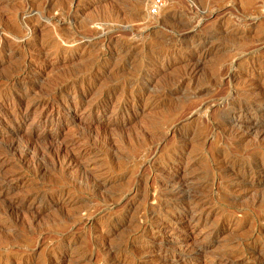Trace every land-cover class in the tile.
I'll return each instance as SVG.
<instances>
[{"label": "rangeland", "instance_id": "obj_1", "mask_svg": "<svg viewBox=\"0 0 264 264\" xmlns=\"http://www.w3.org/2000/svg\"><path fill=\"white\" fill-rule=\"evenodd\" d=\"M152 1L0 0V264H264V0Z\"/></svg>", "mask_w": 264, "mask_h": 264}, {"label": "built area", "instance_id": "obj_2", "mask_svg": "<svg viewBox=\"0 0 264 264\" xmlns=\"http://www.w3.org/2000/svg\"><path fill=\"white\" fill-rule=\"evenodd\" d=\"M161 4H162V0H153L149 7V13L150 14L157 13Z\"/></svg>", "mask_w": 264, "mask_h": 264}, {"label": "bare ground", "instance_id": "obj_3", "mask_svg": "<svg viewBox=\"0 0 264 264\" xmlns=\"http://www.w3.org/2000/svg\"><path fill=\"white\" fill-rule=\"evenodd\" d=\"M190 25V24H189ZM23 30V29H22ZM27 30V29H26ZM182 31H184V30H182ZM179 38V37H178ZM128 47V46H127ZM120 49V48H119ZM230 77V76H229ZM264 100V99H263ZM241 124V123H240ZM237 126H238V124H237ZM240 126V125H239ZM253 127V126H252ZM248 128H249V126H248ZM234 130V129H233ZM237 130V129H236ZM240 131H241V129H240ZM238 132V131H237ZM70 158H72V157H70ZM69 158V159H70ZM262 167V166H261ZM256 169H257V167H256ZM261 171V170H260ZM241 175V174H240ZM4 181V180H3ZM182 183H184V182H182ZM182 189H184V188H182ZM189 189V188H188ZM185 191L186 190H184V193H185ZM188 192V191H187ZM179 193H180V191H179ZM187 195H189V193H187ZM186 196V195H185ZM188 197H190V196H188ZM192 198V197H191ZM190 200V199H189ZM192 200L193 199H191L190 201H191V203H192ZM162 223V222H161ZM161 225V224H160ZM255 257V256H254ZM118 260V259H117ZM116 262V261H115ZM69 263V262H68Z\"/></svg>", "mask_w": 264, "mask_h": 264}]
</instances>
